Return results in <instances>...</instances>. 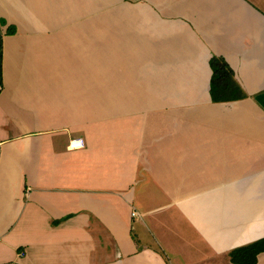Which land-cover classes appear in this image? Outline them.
Instances as JSON below:
<instances>
[{
    "label": "crops",
    "instance_id": "1",
    "mask_svg": "<svg viewBox=\"0 0 264 264\" xmlns=\"http://www.w3.org/2000/svg\"><path fill=\"white\" fill-rule=\"evenodd\" d=\"M176 1L0 0V264H236L264 238V0ZM214 56L242 98L212 101Z\"/></svg>",
    "mask_w": 264,
    "mask_h": 264
},
{
    "label": "trees",
    "instance_id": "2",
    "mask_svg": "<svg viewBox=\"0 0 264 264\" xmlns=\"http://www.w3.org/2000/svg\"><path fill=\"white\" fill-rule=\"evenodd\" d=\"M213 74L209 92L213 102L231 101L242 98V88L235 81L233 68L219 56L211 59ZM2 78V53L0 50V81ZM264 251V238L251 244L238 247L231 252L232 261L236 264H256L258 255Z\"/></svg>",
    "mask_w": 264,
    "mask_h": 264
},
{
    "label": "rangeland",
    "instance_id": "3",
    "mask_svg": "<svg viewBox=\"0 0 264 264\" xmlns=\"http://www.w3.org/2000/svg\"><path fill=\"white\" fill-rule=\"evenodd\" d=\"M178 1L179 2H184V0H177L176 2H178ZM186 4H188L187 1H186ZM119 18H120V13L113 12L112 13L111 22H113L115 25H117L116 22H119L120 21ZM116 51H117V49H116ZM144 52H150L149 47ZM94 76H96V81L98 83H102L103 82L104 78H103L102 71L99 72V73L98 72H94ZM110 81H111V84H108L107 86H108V88H111L110 89L111 94L115 97L116 100H122L124 98L125 94H124V88H121L122 86H120V88H119V83H120L119 77L112 75ZM114 82H117V84H114ZM151 89L152 88H150V89H148V88H142L143 93L141 94V96L142 95H145V97H144L145 100H148V98L150 96H155V98H159L161 100L165 99V97L167 95L166 92H165V89H163V88H153L152 90ZM175 89H176V91L177 90H181V88H175ZM132 90H133V88H125V91L126 92H130ZM199 91H200V88H195V90H194L195 94H193L194 92L192 91L191 92V95H192L191 98H193L195 95L199 94L201 92V91L200 92ZM102 110L103 109H99V111H102Z\"/></svg>",
    "mask_w": 264,
    "mask_h": 264
},
{
    "label": "built area",
    "instance_id": "4",
    "mask_svg": "<svg viewBox=\"0 0 264 264\" xmlns=\"http://www.w3.org/2000/svg\"><path fill=\"white\" fill-rule=\"evenodd\" d=\"M0 89H1V85H0ZM132 215L134 217H137L139 215V211H137L136 209L132 212Z\"/></svg>",
    "mask_w": 264,
    "mask_h": 264
}]
</instances>
